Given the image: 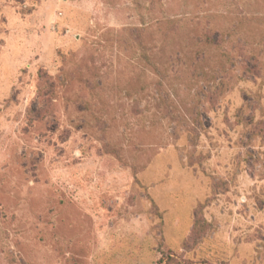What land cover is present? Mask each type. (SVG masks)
Masks as SVG:
<instances>
[{"label":"rangeland","instance_id":"rangeland-1","mask_svg":"<svg viewBox=\"0 0 264 264\" xmlns=\"http://www.w3.org/2000/svg\"><path fill=\"white\" fill-rule=\"evenodd\" d=\"M0 264H264V0H0Z\"/></svg>","mask_w":264,"mask_h":264},{"label":"trees","instance_id":"trees-1","mask_svg":"<svg viewBox=\"0 0 264 264\" xmlns=\"http://www.w3.org/2000/svg\"><path fill=\"white\" fill-rule=\"evenodd\" d=\"M253 63H254L253 58H250L249 59V64H251V68H247V69H249L250 70L249 72H251V73H254V72H256L258 70L257 65L255 63L253 65ZM44 78H46V76H43V79Z\"/></svg>","mask_w":264,"mask_h":264}]
</instances>
